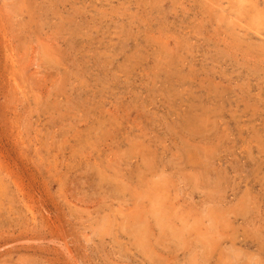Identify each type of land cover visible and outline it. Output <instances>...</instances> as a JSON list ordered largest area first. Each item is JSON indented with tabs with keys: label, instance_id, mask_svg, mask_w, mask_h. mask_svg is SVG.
I'll return each instance as SVG.
<instances>
[{
	"label": "rangeland",
	"instance_id": "374dc122",
	"mask_svg": "<svg viewBox=\"0 0 264 264\" xmlns=\"http://www.w3.org/2000/svg\"><path fill=\"white\" fill-rule=\"evenodd\" d=\"M0 264H264V0H0Z\"/></svg>",
	"mask_w": 264,
	"mask_h": 264
}]
</instances>
